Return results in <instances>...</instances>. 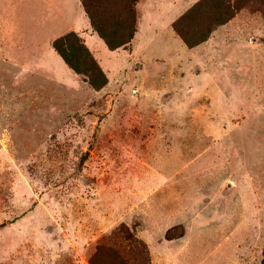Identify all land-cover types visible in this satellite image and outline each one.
<instances>
[{
    "label": "rangeland",
    "instance_id": "1",
    "mask_svg": "<svg viewBox=\"0 0 264 264\" xmlns=\"http://www.w3.org/2000/svg\"><path fill=\"white\" fill-rule=\"evenodd\" d=\"M199 1L84 0L137 30L110 50L81 0H0V264H264V0L189 48ZM70 32L101 87L52 49Z\"/></svg>",
    "mask_w": 264,
    "mask_h": 264
},
{
    "label": "trees",
    "instance_id": "2",
    "mask_svg": "<svg viewBox=\"0 0 264 264\" xmlns=\"http://www.w3.org/2000/svg\"><path fill=\"white\" fill-rule=\"evenodd\" d=\"M126 1L127 0H123V3L120 2L119 5H121V6H120V8L118 7V11L120 10V12H121V11H124L126 9L125 12L127 14H129L133 20L132 9L130 7H128V3ZM134 1L135 0H131V5ZM206 1L207 0H200L198 3H196L194 6H192V8H190L189 11H191L193 8H195L197 6H200V7L204 6ZM81 6L83 8L84 14L88 18V21H89L91 27L98 34V37L103 41L104 45L108 49H110V50L116 49L122 44L129 43V41L132 37V34H133V23L131 25V29H130L129 33H127V36L124 37L125 39L122 37L121 38H119V37H107V36L102 35L100 33V31L94 27V24H93L94 19H92V15L89 11L88 6L85 5L84 0H81ZM206 6H207V4H206ZM226 8L227 7H225L223 0H216L215 4L213 5V9H214L213 14L215 16L214 15L210 16L208 12H202L200 14L199 20L201 22H204V23H202V27L200 28V33L197 35H196V33H193V31H195V30L185 31L187 36L179 33L180 29L179 28L177 29V27H174V31L176 32L178 37L181 39L182 43L185 44V46H187L189 48L193 47V46L199 44L200 42H202L206 39L207 35L212 30L213 25L216 26V24L217 25L222 24L223 18H221V17H223V15L226 16L227 10L225 12L223 11ZM189 11H187L185 14L187 15L189 13ZM220 12H221V14H223V13L224 14L222 16H220ZM122 27L124 28V26H122ZM195 35L199 36V37L193 38V36H195ZM121 36H124V35H121ZM51 47L57 53V55L61 58V60L64 62V64L69 69H71L74 73L82 74L87 79V82L90 86H92L94 88H99V87H101V85H103L104 79L102 78L100 72L98 74L99 80L97 78H95V80H91L90 76L89 75L87 76V74H88L87 72H90V71L93 72L94 71V69L92 68V66H94V61L90 57L86 48L81 43L80 39H78V37H76L73 33H71V32L67 33L64 36H61V37L53 40L51 42ZM73 60H75V62ZM77 63L78 64H84L87 66V68L81 69L77 65Z\"/></svg>",
    "mask_w": 264,
    "mask_h": 264
},
{
    "label": "crops",
    "instance_id": "3",
    "mask_svg": "<svg viewBox=\"0 0 264 264\" xmlns=\"http://www.w3.org/2000/svg\"><path fill=\"white\" fill-rule=\"evenodd\" d=\"M222 27V26H221ZM220 28V27H219ZM136 35H138L137 34V30H136V32H134V34H133V36H132V38H135V37H137ZM139 37V36H138ZM131 44V43H130ZM137 42H136V45H135V50L138 52V48H137Z\"/></svg>",
    "mask_w": 264,
    "mask_h": 264
}]
</instances>
